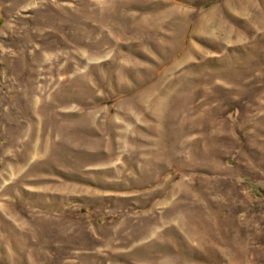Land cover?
Returning a JSON list of instances; mask_svg holds the SVG:
<instances>
[{"label":"rangeland","instance_id":"rangeland-1","mask_svg":"<svg viewBox=\"0 0 264 264\" xmlns=\"http://www.w3.org/2000/svg\"><path fill=\"white\" fill-rule=\"evenodd\" d=\"M0 264H264V0H0Z\"/></svg>","mask_w":264,"mask_h":264}]
</instances>
